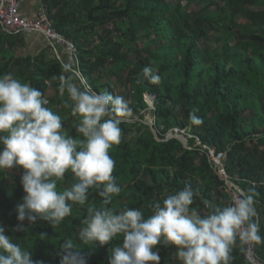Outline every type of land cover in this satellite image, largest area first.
Segmentation results:
<instances>
[{"label": "trees", "instance_id": "16d2710c", "mask_svg": "<svg viewBox=\"0 0 264 264\" xmlns=\"http://www.w3.org/2000/svg\"><path fill=\"white\" fill-rule=\"evenodd\" d=\"M42 6L55 30L75 45L74 66L87 85L129 102V116L120 125L121 143L109 152L121 192L108 207L140 208L147 217L151 203L186 184L214 205L232 203L196 139L185 149L176 139L158 142L153 128L162 141L174 130L190 128L204 146L227 153L229 176L244 190L255 182V199L264 204V0H42ZM34 35L36 50L28 47ZM67 57L43 34L0 33V75L11 72L40 89L69 135L80 138L77 118L64 107L71 101L59 90L62 66L70 64ZM145 66L158 69L160 85L143 79ZM147 96L154 97V109ZM193 108L199 109L201 126L190 125ZM22 174L20 168L0 169V226L5 235L32 252L39 264H60V250L69 240L88 264H108L122 235L104 246L85 245L78 237L88 206H101L100 189H89L85 205L73 204L71 215L60 224H29L17 221L15 212L24 196ZM75 182L69 170L57 189ZM203 200L197 198L191 206L202 214L207 212ZM158 247L160 264H180L174 248ZM231 264H248L243 247H233Z\"/></svg>", "mask_w": 264, "mask_h": 264}, {"label": "clouds", "instance_id": "9594fccd", "mask_svg": "<svg viewBox=\"0 0 264 264\" xmlns=\"http://www.w3.org/2000/svg\"><path fill=\"white\" fill-rule=\"evenodd\" d=\"M62 68L60 94L67 93L71 101H65L64 107L77 118L75 132L80 138L69 135L40 89L22 83L11 72L0 75V169H23L24 196L15 207L17 221L60 224L71 215L73 204L85 205L89 189L95 187L103 198L101 206H88L78 237L85 245L104 246L122 235V244L111 249L108 264H160L158 246L174 248L180 264H231L238 236L245 243L264 245L255 182L223 207L203 200L190 184L151 203L147 217L140 208L108 207L121 192L109 152L121 143L120 125L129 116V102L106 89H92L73 64ZM141 76L152 85L162 83L153 66L143 67ZM198 111L189 112L191 126L203 124ZM69 170L76 182L59 191L57 182ZM197 198L203 200L206 213L191 207ZM73 250L72 241L65 242L60 264H88L80 250ZM0 264L39 262L0 226Z\"/></svg>", "mask_w": 264, "mask_h": 264}, {"label": "built area", "instance_id": "2783aa9c", "mask_svg": "<svg viewBox=\"0 0 264 264\" xmlns=\"http://www.w3.org/2000/svg\"><path fill=\"white\" fill-rule=\"evenodd\" d=\"M26 1L28 0H0V29L8 35H18L21 33L43 34L51 45L54 47H61L75 63L77 53L75 45L55 30L44 7H42L40 12L35 16H24L22 7ZM171 138H185L188 142L191 139H196L197 146L201 148L203 152H207L215 170L222 181L225 182L227 192L233 202L241 187L233 181L226 170L225 162L227 160V153H217L215 150L204 146L198 138H194V136L184 130H174ZM257 187L258 185L256 184V188ZM237 240L244 248L245 259L248 264H264V261L261 260L257 254L256 245L245 243L239 236Z\"/></svg>", "mask_w": 264, "mask_h": 264}, {"label": "crops", "instance_id": "0c3cea01", "mask_svg": "<svg viewBox=\"0 0 264 264\" xmlns=\"http://www.w3.org/2000/svg\"><path fill=\"white\" fill-rule=\"evenodd\" d=\"M42 7H43L42 1L28 0L24 3L22 7V13L24 16L32 17V16L37 15L40 12ZM0 33H3L1 29H0ZM37 39H38V35H34V37L29 38V43H28L29 49L36 50L38 48L39 41ZM257 201H258L257 209L260 212V216H261V235H264V204L259 200ZM234 247H242V245L237 240L236 245ZM256 249H257L258 256L260 257L261 260L264 261V245H256Z\"/></svg>", "mask_w": 264, "mask_h": 264}, {"label": "water", "instance_id": "95a60500", "mask_svg": "<svg viewBox=\"0 0 264 264\" xmlns=\"http://www.w3.org/2000/svg\"><path fill=\"white\" fill-rule=\"evenodd\" d=\"M149 98H153L154 99V97H149ZM148 104H149V106H150V108L152 109H154V100L152 101H150V103L148 102ZM152 128H153V125L151 126ZM153 132H154V134H155V138H156V140L158 141V142H167V141H170V140H172V139H176V140H179L182 144H183V146H184V148L185 149H189V142H188V140L187 139H185V138H170V139H168V140H166V141H162L160 138H159V136H158V134H157V132L155 131V129L153 128ZM237 189H239L238 187H236Z\"/></svg>", "mask_w": 264, "mask_h": 264}, {"label": "rangeland", "instance_id": "374dc122", "mask_svg": "<svg viewBox=\"0 0 264 264\" xmlns=\"http://www.w3.org/2000/svg\"><path fill=\"white\" fill-rule=\"evenodd\" d=\"M243 23H244V22H243ZM244 24H246V23H244ZM26 52H28V51H25V53H26ZM19 53H24V51L21 50ZM67 59H68V62H69L70 64H73V65H74V62H73V60L71 59L70 56H68ZM146 100H147V102L150 103V101H151V100L153 101L154 99H153V98L151 99V98H149V96H147V97H146ZM152 109H153V108H152Z\"/></svg>", "mask_w": 264, "mask_h": 264}]
</instances>
